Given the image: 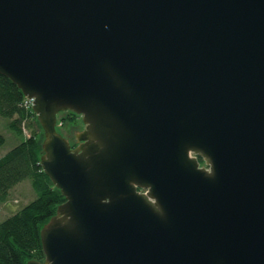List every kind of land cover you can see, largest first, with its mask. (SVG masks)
<instances>
[{"label":"water","instance_id":"1","mask_svg":"<svg viewBox=\"0 0 264 264\" xmlns=\"http://www.w3.org/2000/svg\"><path fill=\"white\" fill-rule=\"evenodd\" d=\"M0 73L66 198L27 264H264V0H0Z\"/></svg>","mask_w":264,"mask_h":264},{"label":"trees","instance_id":"2","mask_svg":"<svg viewBox=\"0 0 264 264\" xmlns=\"http://www.w3.org/2000/svg\"><path fill=\"white\" fill-rule=\"evenodd\" d=\"M0 117L5 119L9 130L21 138L18 145L6 154H0V205L7 203L12 189L26 179H30L36 192L35 199L0 222V264H27L29 260L44 262L41 230L57 214L59 205L66 198L41 165L44 130L37 115L27 104L22 90L1 73ZM79 117L72 111L60 116V133L64 135L62 127L77 123ZM25 126L33 128L29 136L23 134ZM5 142L0 131V149ZM200 161L204 162L201 158Z\"/></svg>","mask_w":264,"mask_h":264},{"label":"rangeland","instance_id":"3","mask_svg":"<svg viewBox=\"0 0 264 264\" xmlns=\"http://www.w3.org/2000/svg\"><path fill=\"white\" fill-rule=\"evenodd\" d=\"M68 111H63L58 114V119L60 116L67 114ZM79 115V114H78ZM39 122V121H38ZM40 123V122H39ZM35 127L36 124L33 123ZM59 123H57L58 126ZM41 125V124H40ZM61 125V124H60ZM64 132V137L70 142V144L74 147L79 145V135L82 131L85 130L86 125L83 122V117L80 115L77 123L73 125L69 124L66 127H62ZM31 127L25 126L24 136H29L32 132ZM0 131L6 138L5 144L0 149V154L4 155L13 147L18 145L21 141L20 137H17L6 125V121L4 118L0 117ZM45 141V133L43 137V143ZM36 198V192L34 191L30 179H26L21 183L17 184L15 188L12 189L9 201L5 204L0 205V222L6 219V217L10 216L15 210L22 208L30 201Z\"/></svg>","mask_w":264,"mask_h":264},{"label":"built area","instance_id":"4","mask_svg":"<svg viewBox=\"0 0 264 264\" xmlns=\"http://www.w3.org/2000/svg\"><path fill=\"white\" fill-rule=\"evenodd\" d=\"M27 104L32 107L33 106V99L27 98Z\"/></svg>","mask_w":264,"mask_h":264},{"label":"clouds","instance_id":"5","mask_svg":"<svg viewBox=\"0 0 264 264\" xmlns=\"http://www.w3.org/2000/svg\"><path fill=\"white\" fill-rule=\"evenodd\" d=\"M213 174H214V173H213L212 169L209 168V169H208V175H213Z\"/></svg>","mask_w":264,"mask_h":264}]
</instances>
